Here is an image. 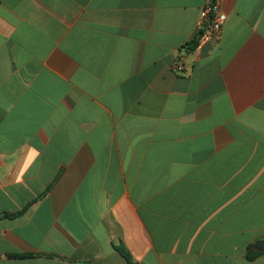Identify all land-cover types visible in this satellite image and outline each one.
I'll use <instances>...</instances> for the list:
<instances>
[{
	"label": "crops",
	"instance_id": "obj_1",
	"mask_svg": "<svg viewBox=\"0 0 264 264\" xmlns=\"http://www.w3.org/2000/svg\"><path fill=\"white\" fill-rule=\"evenodd\" d=\"M259 241L264 0H0V264H264Z\"/></svg>",
	"mask_w": 264,
	"mask_h": 264
},
{
	"label": "built area",
	"instance_id": "obj_2",
	"mask_svg": "<svg viewBox=\"0 0 264 264\" xmlns=\"http://www.w3.org/2000/svg\"><path fill=\"white\" fill-rule=\"evenodd\" d=\"M226 20V15L222 13L215 3H208L199 12V31L203 38H218L222 25ZM173 69L177 73H182L184 68L180 64H175Z\"/></svg>",
	"mask_w": 264,
	"mask_h": 264
},
{
	"label": "water",
	"instance_id": "obj_3",
	"mask_svg": "<svg viewBox=\"0 0 264 264\" xmlns=\"http://www.w3.org/2000/svg\"><path fill=\"white\" fill-rule=\"evenodd\" d=\"M256 248L259 250V251H264V241H259L256 245Z\"/></svg>",
	"mask_w": 264,
	"mask_h": 264
},
{
	"label": "trees",
	"instance_id": "obj_4",
	"mask_svg": "<svg viewBox=\"0 0 264 264\" xmlns=\"http://www.w3.org/2000/svg\"><path fill=\"white\" fill-rule=\"evenodd\" d=\"M123 254H124V252L123 251H121Z\"/></svg>",
	"mask_w": 264,
	"mask_h": 264
}]
</instances>
